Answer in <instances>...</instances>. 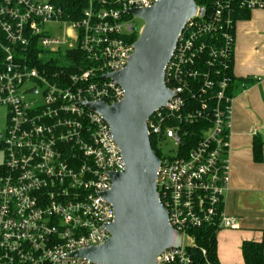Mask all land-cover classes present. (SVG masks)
<instances>
[{"label": "built area", "instance_id": "built-area-1", "mask_svg": "<svg viewBox=\"0 0 264 264\" xmlns=\"http://www.w3.org/2000/svg\"><path fill=\"white\" fill-rule=\"evenodd\" d=\"M85 1L77 18L63 0H0V105L7 109L0 264H106L72 253L110 237L115 214L103 194L125 161L109 124L83 102L122 100L124 88L105 74L123 69L134 52L142 26L133 25L128 9L159 0ZM198 1L164 68L171 95L146 120L149 139H169L176 148L166 156L157 147L156 190L169 225L182 234L180 245L163 249L155 264H191V228L237 227L224 207L234 16L264 10V0ZM196 123L199 139L185 140L186 125Z\"/></svg>", "mask_w": 264, "mask_h": 264}, {"label": "water", "instance_id": "water-1", "mask_svg": "<svg viewBox=\"0 0 264 264\" xmlns=\"http://www.w3.org/2000/svg\"><path fill=\"white\" fill-rule=\"evenodd\" d=\"M195 11V0H159L150 7L128 9L143 20L134 52L123 69L105 74L124 88L125 95L113 104L83 102L109 124L125 161L123 171L110 173L112 187L103 194L115 217L108 225V239L74 256L95 263L155 264L163 249L181 243L182 234L169 225L156 190L160 160L151 147L146 120L171 95L164 68Z\"/></svg>", "mask_w": 264, "mask_h": 264}, {"label": "crops", "instance_id": "crops-1", "mask_svg": "<svg viewBox=\"0 0 264 264\" xmlns=\"http://www.w3.org/2000/svg\"><path fill=\"white\" fill-rule=\"evenodd\" d=\"M234 40L235 99L224 207L237 227L217 231L218 264H244L242 242L264 243V10L253 9L237 19Z\"/></svg>", "mask_w": 264, "mask_h": 264}, {"label": "trees", "instance_id": "trees-1", "mask_svg": "<svg viewBox=\"0 0 264 264\" xmlns=\"http://www.w3.org/2000/svg\"><path fill=\"white\" fill-rule=\"evenodd\" d=\"M197 2H199L197 0ZM85 0H63V6L68 10L75 13V16L79 18L81 16V11L85 6ZM249 10H239L234 16V21L237 19L245 18L248 16ZM234 32V28H233ZM79 56V53H76ZM54 64H57L59 60L54 58ZM233 63V61H232ZM200 123L186 125L187 136L185 140H190L195 142L199 139V125ZM150 144L157 156H160V152L157 148V144L153 136L150 137ZM256 155H259V149L255 148ZM188 234L193 237V244L187 246V252L192 258L191 264H218L217 259V232L208 226H203L199 228H191L188 230ZM202 249L205 250V254H202ZM241 252L243 256L244 264H264V243L259 241L246 240L242 242Z\"/></svg>", "mask_w": 264, "mask_h": 264}, {"label": "rangeland", "instance_id": "rangeland-1", "mask_svg": "<svg viewBox=\"0 0 264 264\" xmlns=\"http://www.w3.org/2000/svg\"><path fill=\"white\" fill-rule=\"evenodd\" d=\"M131 19L133 25H135L137 28H140L143 25V20L141 18L133 15L131 16ZM53 55L56 56V54ZM36 97H38V95ZM28 98H35V96H28ZM6 127H7V109L6 107L0 105V134L4 133ZM156 146L160 149L162 155H166V156L173 155L176 149L173 142L169 139L159 141ZM3 161H4V149L0 142V164H2ZM188 242L189 239L185 237L184 244H187Z\"/></svg>", "mask_w": 264, "mask_h": 264}, {"label": "flooded vegetation", "instance_id": "flooded-vegetation-1", "mask_svg": "<svg viewBox=\"0 0 264 264\" xmlns=\"http://www.w3.org/2000/svg\"><path fill=\"white\" fill-rule=\"evenodd\" d=\"M1 134H2V133H1ZM1 134H0V135H1Z\"/></svg>", "mask_w": 264, "mask_h": 264}]
</instances>
